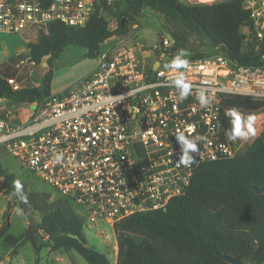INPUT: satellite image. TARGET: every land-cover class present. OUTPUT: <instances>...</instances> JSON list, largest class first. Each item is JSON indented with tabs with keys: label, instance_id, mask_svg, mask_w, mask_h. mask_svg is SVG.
I'll list each match as a JSON object with an SVG mask.
<instances>
[{
	"label": "built area",
	"instance_id": "obj_1",
	"mask_svg": "<svg viewBox=\"0 0 264 264\" xmlns=\"http://www.w3.org/2000/svg\"><path fill=\"white\" fill-rule=\"evenodd\" d=\"M187 1L213 5L223 0ZM101 2L0 0V33H38L53 22L82 28L102 12ZM243 8L252 20L245 41L256 53L263 50L257 64L243 66L223 53L204 59L186 55L189 67L171 70L165 66L179 52L172 35L155 43L132 33L114 38L84 81L33 104L27 117L22 108L8 111V101L0 100V149L70 200L85 229L114 232L130 216L166 210L170 201L186 195L201 164L240 154L238 139H227L235 110L225 101H264V0H245ZM26 64L35 66L22 58L16 67ZM181 74L191 85L186 98L172 83ZM7 83L13 91L21 89L15 78ZM201 89L211 100L206 108L197 99ZM178 134L197 143L190 165L178 164L183 155Z\"/></svg>",
	"mask_w": 264,
	"mask_h": 264
},
{
	"label": "trees",
	"instance_id": "obj_2",
	"mask_svg": "<svg viewBox=\"0 0 264 264\" xmlns=\"http://www.w3.org/2000/svg\"><path fill=\"white\" fill-rule=\"evenodd\" d=\"M245 0H223L213 5L190 4L182 0H115L108 5L102 0V12L97 13L82 28L61 22L50 23L46 31H38L36 41L28 44L27 56L12 58L0 64V100L17 101L23 107L41 103L51 96L54 61L69 46L83 47L86 57L97 58L105 42L131 35L148 8L178 25L170 30L176 48L193 51L189 38L197 36L210 49L223 54L243 66L258 63L263 50L256 53L247 44L243 30L252 28ZM114 17L111 27L107 16ZM22 58L39 66L47 59V72L42 89L30 86L29 71L16 64ZM32 74V73H31ZM15 78L21 89L13 91L7 79ZM225 106L243 114L245 118L264 112V101L248 98H228ZM230 130V125H227ZM0 178L4 189L13 194L20 209L27 208L40 215L38 224L29 227L19 237L8 234L9 205L3 214L0 239L7 244L17 243V250L30 243L37 256L48 246L52 252L76 251L88 264H110L109 259L89 246L84 229L85 221L74 210L73 203L64 198L49 202L27 191L24 183L6 170L0 160ZM22 189L16 192L15 182ZM264 187V132L247 149L232 159L201 164L194 173L185 196L170 201L166 210L149 211L130 216L114 226L118 245L116 264H227L217 256L228 253L248 264L264 263V194L253 188ZM15 193V194H14ZM76 235L78 239L70 238ZM47 238V245L44 239Z\"/></svg>",
	"mask_w": 264,
	"mask_h": 264
},
{
	"label": "rangeland",
	"instance_id": "obj_3",
	"mask_svg": "<svg viewBox=\"0 0 264 264\" xmlns=\"http://www.w3.org/2000/svg\"><path fill=\"white\" fill-rule=\"evenodd\" d=\"M188 3L187 0H182ZM111 27H114V17L112 15L107 16ZM178 29V25L168 21L164 16L156 13L148 8L143 10V15L137 25L133 27L132 35H138L142 40L148 43L159 42V36H165L170 38V30ZM34 35L36 41L38 33L29 32ZM243 34L246 38H249V33L246 29L243 30ZM21 40L15 39L18 37H8L7 40L0 35V56L4 54L6 50L14 53L22 52L26 55V45L21 42H25L24 34H21ZM245 38V39H246ZM249 44V42H247ZM189 44L193 48V51H188L189 55H194L199 59L210 58L223 51H217L210 49L203 39L193 36L189 38ZM113 45L112 41H107L103 45L104 48H108ZM22 46V47H21ZM99 57L95 59H89L86 57V50L83 47L69 46L59 56L53 64V80L51 85V91L53 95H58L66 90H70L79 85L84 79L92 73L98 66ZM26 68L29 71L30 86L37 89H42L43 80L46 75L48 66L47 59H44L42 63L36 68L30 64L19 67V69ZM32 73V74H31ZM27 112L26 107L22 108V115ZM242 122L246 121L247 118L243 114H239ZM254 133L251 134L247 139H238L241 146V152H244L248 146H250L255 139L264 132V112L252 116ZM0 160L6 170L16 175L26 186V189L30 193H36L43 197L49 196V202L56 201L58 199H64L60 196L51 186L44 184L37 178H35L29 171L21 168L18 163L9 157V155L0 149ZM4 180L0 178V226L3 223V214L7 211L9 205L13 208L10 210V224L11 228L8 234L14 236L16 239L19 238L29 227V223L38 224L40 222V215L27 208L26 212L20 209L17 198L10 194L4 189ZM76 211V208L73 207ZM103 233L95 232L90 228L85 229V236L89 246L93 247L96 251L104 254L110 261V264H116L118 259V245L117 239L114 232H110L108 228ZM44 244L47 245V238L44 239ZM16 242L7 244L4 240L0 239V264H88L84 258L79 255L76 251L68 253L66 251L52 252L48 246L42 248L39 256H37L33 246L27 243L21 246L17 250V254L13 255Z\"/></svg>",
	"mask_w": 264,
	"mask_h": 264
},
{
	"label": "clouds",
	"instance_id": "obj_4",
	"mask_svg": "<svg viewBox=\"0 0 264 264\" xmlns=\"http://www.w3.org/2000/svg\"><path fill=\"white\" fill-rule=\"evenodd\" d=\"M186 55L187 53L185 50L183 49L179 50V52L175 55L172 61L169 64H167L165 67L171 70L188 68L189 61L184 58ZM172 83L179 90V95L181 98H186L190 94L191 85L185 81V79L183 78V74H181L179 78L174 79ZM197 99L202 108H206L211 103L210 97L206 94L205 89H201L198 92ZM230 114L233 117V121H232L233 127L226 134L227 139L229 141L235 142L237 139L245 140L251 134L254 133V129H253L254 117H248L246 121L242 122L239 113L233 111ZM177 139L183 145V155L181 156L178 164L190 165L194 161V157L190 155V153L198 152L197 143L186 137L184 134H178ZM61 159H62L61 156H57L56 162L59 163ZM15 189L17 193H19L22 189V185L20 184L19 181L15 182Z\"/></svg>",
	"mask_w": 264,
	"mask_h": 264
},
{
	"label": "crops",
	"instance_id": "obj_5",
	"mask_svg": "<svg viewBox=\"0 0 264 264\" xmlns=\"http://www.w3.org/2000/svg\"><path fill=\"white\" fill-rule=\"evenodd\" d=\"M22 34H24L25 39H27V40L25 42L24 41L21 42V45L23 43L26 45V48H27L26 55H28V53H29L28 44L30 42H34L33 41L34 40V35L30 34L29 32H25V33H22ZM0 35H2L7 40H11V39H8V37H13L14 36L13 37L14 39H15V37H18L17 39H15L16 42H18V39L21 38V36H20L21 34H19V35H10V34H5V33H0ZM5 48H6V50L4 51V54L2 56H0V64H3L5 62L9 61L12 58H17V57H20L21 55H24L22 52L14 53L12 51H9V50H7V47L6 46H5ZM35 67L37 68L38 66H35ZM51 93H52V91H51ZM33 107H34V105L33 106L26 107L27 112L24 114V116H23L24 118L28 116L29 112L32 111ZM22 108H23V106H22ZM84 233H85V229H84ZM71 251H73V250H69L67 252L70 253ZM63 253L66 254V251H63ZM68 253L66 255H68Z\"/></svg>",
	"mask_w": 264,
	"mask_h": 264
},
{
	"label": "water",
	"instance_id": "obj_6",
	"mask_svg": "<svg viewBox=\"0 0 264 264\" xmlns=\"http://www.w3.org/2000/svg\"><path fill=\"white\" fill-rule=\"evenodd\" d=\"M158 62L156 63V66H158ZM22 108V104L17 102V101H11V102H8L7 105H6V109L10 112H15V111H18ZM254 192L258 195H263L264 194V187L263 188H253ZM70 238H73V239H78V237L76 235H69ZM217 256L219 258H221L223 261H225L227 264H248L246 263L245 260L237 257V256H234L232 254H228V253H220V254H217ZM264 264V263H263Z\"/></svg>",
	"mask_w": 264,
	"mask_h": 264
}]
</instances>
